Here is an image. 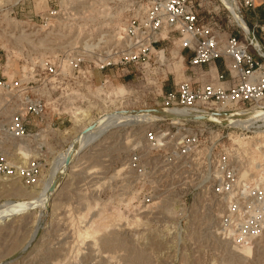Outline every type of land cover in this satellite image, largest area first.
<instances>
[{
    "label": "built area",
    "instance_id": "2783aa9c",
    "mask_svg": "<svg viewBox=\"0 0 264 264\" xmlns=\"http://www.w3.org/2000/svg\"><path fill=\"white\" fill-rule=\"evenodd\" d=\"M130 1L131 16L95 61L85 55L92 53V44L86 42L84 52L70 45L78 55L71 61L43 63L19 80H0L9 114L3 132L29 152L53 144L66 119H81L80 133L88 132L97 121L84 119L96 111L90 101L118 86L120 78L108 72L162 66L163 45L177 38L181 50L190 54V77L162 92L154 109L159 116L132 125L145 127L128 160L135 210L145 214L204 202L210 212L221 211L217 229L229 244L253 245L264 233V24L254 26L262 38L241 28L242 38L231 33L224 41L217 22H203L194 0ZM9 2L11 15L24 17L36 32L51 29L64 35L60 23L76 19L75 7H65L61 0L46 1V10L33 5L34 12L25 14L26 0ZM239 3L243 10L264 8V0ZM95 73L103 75L100 82ZM96 115L99 120L111 114ZM40 166L34 157L25 167L15 166L0 143V176L33 184Z\"/></svg>",
    "mask_w": 264,
    "mask_h": 264
},
{
    "label": "rangeland",
    "instance_id": "374dc122",
    "mask_svg": "<svg viewBox=\"0 0 264 264\" xmlns=\"http://www.w3.org/2000/svg\"><path fill=\"white\" fill-rule=\"evenodd\" d=\"M46 1L26 0L24 14L34 12L33 5L46 10ZM234 1L249 30L259 38L261 31L254 26L264 24V8L243 10L239 0ZM194 2L203 22H217L224 41L231 33L243 37L244 32L220 0ZM61 3L75 7L76 19L61 22L64 35H56L51 29L36 32L27 27L24 17L16 20L11 15L14 9L9 0H0V80H19L43 63L71 61L78 55L71 53L70 45L82 51L86 42L92 44V53L85 55L88 61H95L107 51L117 27L124 26L133 10L130 0ZM163 46L162 66L151 64L130 73L109 71L110 77L120 78L118 86L96 94L90 101L96 111L84 119L90 123L103 112L156 109L162 92L187 81L190 54L181 50L177 38ZM217 65L223 69L222 60ZM102 79V74L95 73L97 82ZM8 115L0 94V143L8 158L15 166L25 167L34 157L41 166L33 184L19 177L0 176L1 210L36 201L40 191L50 187L59 174L50 178L57 156L68 149L40 148L34 142L38 148L24 150L21 141L8 139L2 130ZM80 120L66 119L59 139L73 142L80 134ZM144 128L143 124L138 130L121 125L103 132L81 150L65 173L62 168L59 186L44 205L1 219L0 264H264V233L251 247L234 248L217 229L221 211L210 212L204 202H190L187 208L165 206L145 214L136 212L128 160Z\"/></svg>",
    "mask_w": 264,
    "mask_h": 264
},
{
    "label": "bare ground",
    "instance_id": "6f19581e",
    "mask_svg": "<svg viewBox=\"0 0 264 264\" xmlns=\"http://www.w3.org/2000/svg\"><path fill=\"white\" fill-rule=\"evenodd\" d=\"M223 5L226 7V9L232 14V18L235 20L237 25L243 29L245 33L249 32V28L247 24L243 21L242 17L239 15V9L236 5V1L234 0H220ZM108 114V113H107ZM110 114V113H109ZM155 114V115H154ZM159 116L158 111L154 109H146L143 111H120L116 112L115 114L107 115L102 117L101 119L95 121V126L92 131L88 132H83L79 134L75 140H73L72 144L68 147V149L62 154L58 159V162L56 163V166L54 165V169L51 172L52 177H56L57 174L58 176L54 179V182L51 184L54 185V191L58 188V179L60 178V172L62 171L63 168V173L70 167L71 163L74 161V159L82 152L81 150L84 148H87L90 144L96 142L102 135L103 132L108 131L116 126H121V125H133L135 122H141L143 123L144 121H147L148 119L154 117V116ZM102 134V135H101ZM101 135V136H99ZM96 136H99L96 138ZM94 138H96L94 140ZM71 143V142H70ZM67 157H70L72 162L67 165L66 159ZM57 161V160H56ZM55 163V162H54ZM50 180V179H49ZM47 183V182H46ZM49 183V182H48ZM46 185V184H45ZM44 185V186H45ZM50 186V187H51ZM50 187L49 185L44 189L43 191H40V194L38 195V199L36 201H31L30 204H23L21 206H7L6 208L4 207L2 210L0 208V220L4 218L11 217L15 214H18L20 212L26 211L30 208H33L35 206H41L46 203L47 200H49L50 195L52 194L50 192ZM36 198V197H35ZM33 199V198H32ZM25 203V202H24ZM29 203V202H28ZM10 205V203H8ZM12 204V203H11ZM16 204V203H15ZM252 245H248L242 248H237V249H244L251 247Z\"/></svg>",
    "mask_w": 264,
    "mask_h": 264
},
{
    "label": "crops",
    "instance_id": "0c3cea01",
    "mask_svg": "<svg viewBox=\"0 0 264 264\" xmlns=\"http://www.w3.org/2000/svg\"><path fill=\"white\" fill-rule=\"evenodd\" d=\"M261 21H263L264 22V19L263 20H261ZM262 36H263V34H261L260 35V38H262ZM62 128V127H61ZM61 128H60V131H57V132H55V136L57 137V139H55L54 140V143L52 144V143H50V146L48 147V148H45V149H59V148H65V147H67L68 145H69V143L67 142V141H61L59 138H60V135H61V132H62V130H61ZM81 134V133H80ZM79 135V134H78ZM77 135V136H78ZM58 157V156H57ZM56 157V158H57ZM55 158V159H56ZM54 159V160H55Z\"/></svg>",
    "mask_w": 264,
    "mask_h": 264
},
{
    "label": "water",
    "instance_id": "95a60500",
    "mask_svg": "<svg viewBox=\"0 0 264 264\" xmlns=\"http://www.w3.org/2000/svg\"><path fill=\"white\" fill-rule=\"evenodd\" d=\"M94 126H95V125L91 126V127L88 129V131H92V130L94 129ZM71 162H72V160L70 159V157H67V159H66V163H67V165H69ZM50 192H51V193L55 192V191H54V185H52V186L50 187Z\"/></svg>",
    "mask_w": 264,
    "mask_h": 264
}]
</instances>
